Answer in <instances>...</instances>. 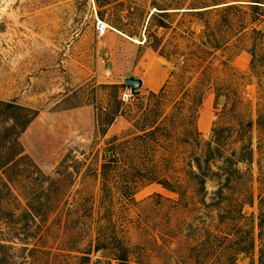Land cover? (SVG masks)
I'll use <instances>...</instances> for the list:
<instances>
[{
  "label": "rangeland",
  "instance_id": "rangeland-1",
  "mask_svg": "<svg viewBox=\"0 0 264 264\" xmlns=\"http://www.w3.org/2000/svg\"><path fill=\"white\" fill-rule=\"evenodd\" d=\"M152 1L0 0V101H13L36 112L18 139L23 151L21 161L10 169H0V202L8 209L32 199L41 200L42 175L63 181L68 203L84 194L97 198L98 167L105 145L137 134L144 118H154L156 111H171L169 103L160 104L149 97L151 79L161 75L156 92L171 69V64L143 43L145 23L154 11ZM250 17L256 20L240 35L242 39L231 58L238 75L233 97L240 104L230 115L219 119L217 114L224 98L219 97L214 106L213 95H207L197 110L196 129L200 141L206 142L212 138L211 130L220 126L222 141L226 149H231L237 146L233 142L235 131L246 129V121L251 122V163H238L236 167L251 174L247 185L252 205H244L242 213L246 219L254 220L256 197L264 198V9ZM171 20L174 24L184 21L181 16ZM97 21L105 26L103 34L95 30ZM251 29L262 33H251ZM151 34L164 36V40L168 37V32L153 27ZM250 45L254 46V73L247 51ZM128 77L143 81L135 94L123 85V79ZM112 114L114 119L105 126ZM238 122L242 127L235 130L232 125ZM7 125L9 122L1 123L0 128ZM160 125L162 129L170 128L168 121ZM171 137V133L166 136L170 140ZM4 146L3 152L11 153L9 145ZM168 146L179 149L177 158L154 157V171L173 176L188 169L196 147H187L182 139ZM139 175L136 170L127 172L131 180ZM215 189L216 182H206L205 203L210 202ZM184 191L186 199L179 201L177 195L160 185L145 184L133 194L135 204L128 211L118 209L115 225L131 246L132 261L203 263L205 229L214 233L219 208H206L189 189ZM239 191L232 190L230 200L238 197ZM111 200L118 206L123 202L118 196ZM90 236L82 233L73 237L75 246L85 247ZM253 236L257 245L256 227ZM96 259L104 264L101 252L90 254L91 264ZM247 261L245 258L238 264Z\"/></svg>",
  "mask_w": 264,
  "mask_h": 264
},
{
  "label": "trees",
  "instance_id": "trees-1",
  "mask_svg": "<svg viewBox=\"0 0 264 264\" xmlns=\"http://www.w3.org/2000/svg\"><path fill=\"white\" fill-rule=\"evenodd\" d=\"M240 1H152L154 11L145 23L143 43L171 64V69L162 86L156 92H149V97L160 104L169 103L171 111L167 114L156 111L152 114L154 118H144L137 134L120 142L111 140L105 145L98 167L97 198L84 194L68 203L63 181L42 175L41 200L25 201L13 205L12 209L0 202V216H3L0 220V264H91L90 254L96 252H101L104 264H137L132 261L131 246L115 225V214L118 209L128 211L135 204L133 194L150 183L177 195L179 201L186 199L184 190L189 189L202 206L219 208L214 233L205 229L202 264H238L245 258L246 264H264V198L256 197L257 214L254 220L253 217L246 219L242 207L252 205L247 185L252 177L249 171L236 167L238 163H251L248 135L251 122L246 121V129L242 131L237 130L242 127L241 123L232 125L237 130L233 138L237 146L231 149H226L222 141L220 126L211 130L212 138L206 142L200 141L196 129L197 110L207 95H213L214 106L219 97L224 98L217 114L219 119L230 115L240 104L233 97L238 75L231 58L242 39L240 35L256 20L250 16L264 9V0ZM176 16L184 21L174 24L171 18ZM151 27L168 32L167 39L149 35ZM251 33L261 34L262 31L251 29ZM149 36L153 39L149 40ZM247 51L251 57L250 70L254 73V46L250 45ZM35 115V111L13 101H0V124L9 122L0 128V159L3 158L0 169H10L21 161L23 151L18 139ZM114 117L112 114L105 126ZM166 121L168 130L160 125ZM256 124L258 126V122ZM170 133L171 140L166 138ZM181 139L187 147L197 149L190 158V166L173 176L159 175L153 169L154 157L177 158L179 149L168 144L176 140L181 142ZM4 144L9 145L11 153L3 152ZM142 167L148 170L140 169ZM131 170H136L139 177L128 179L127 172ZM207 181L216 182L209 203L204 202ZM235 188H239V195L230 200L228 195ZM114 196L123 199L119 206L111 200ZM82 233L92 237L86 240L85 247L78 249L73 237ZM99 263L96 259L93 264Z\"/></svg>",
  "mask_w": 264,
  "mask_h": 264
},
{
  "label": "water",
  "instance_id": "water-1",
  "mask_svg": "<svg viewBox=\"0 0 264 264\" xmlns=\"http://www.w3.org/2000/svg\"><path fill=\"white\" fill-rule=\"evenodd\" d=\"M123 85L126 89H129L130 94H135L141 86V81L137 78L128 77L123 79Z\"/></svg>",
  "mask_w": 264,
  "mask_h": 264
},
{
  "label": "crops",
  "instance_id": "crops-1",
  "mask_svg": "<svg viewBox=\"0 0 264 264\" xmlns=\"http://www.w3.org/2000/svg\"><path fill=\"white\" fill-rule=\"evenodd\" d=\"M160 74L158 75H156L155 77H153L152 79H151V82H150V88H151V92H154V90L155 89H157L158 88V86H159V79H160ZM143 85V81L141 80V86Z\"/></svg>",
  "mask_w": 264,
  "mask_h": 264
},
{
  "label": "built area",
  "instance_id": "built-area-1",
  "mask_svg": "<svg viewBox=\"0 0 264 264\" xmlns=\"http://www.w3.org/2000/svg\"><path fill=\"white\" fill-rule=\"evenodd\" d=\"M104 29H105L104 24H102V23L99 22V21H97V22L95 23V30H96L99 34H101V33L104 31ZM123 96H124V95H123Z\"/></svg>",
  "mask_w": 264,
  "mask_h": 264
},
{
  "label": "bare ground",
  "instance_id": "bare-ground-1",
  "mask_svg": "<svg viewBox=\"0 0 264 264\" xmlns=\"http://www.w3.org/2000/svg\"><path fill=\"white\" fill-rule=\"evenodd\" d=\"M101 34H103V32Z\"/></svg>",
  "mask_w": 264,
  "mask_h": 264
}]
</instances>
